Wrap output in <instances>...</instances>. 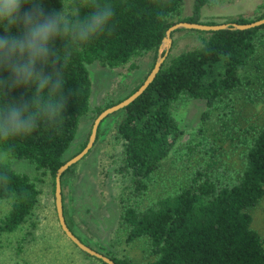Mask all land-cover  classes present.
<instances>
[{
    "label": "trees",
    "instance_id": "trees-1",
    "mask_svg": "<svg viewBox=\"0 0 264 264\" xmlns=\"http://www.w3.org/2000/svg\"><path fill=\"white\" fill-rule=\"evenodd\" d=\"M105 2L114 7L108 29L87 42L72 43L65 53L64 111L55 120H41L30 134L0 141V199L10 202V208L0 217V235L26 227L32 234L37 227L34 214L43 186L50 180L55 190L57 170L69 159L67 150L75 140L82 116L90 110L89 64L119 67L149 52L156 58L167 29L174 23H218L203 20L202 8L210 0H194L192 14L186 16L182 13L183 0H65L81 15ZM45 8L60 9L61 2L45 0ZM253 20L237 17L228 22ZM188 31L196 32L200 43L169 52L145 91L120 109L123 114L116 134L124 146L122 171L130 177L120 221L127 242L142 240L146 258L136 262L128 255L109 257L117 264H264V242L252 227V210L264 196V123L244 130V161L238 174L220 167L212 154L200 159L174 189L143 203L180 133L172 111L174 103L203 99L210 107L231 112L238 92H251L255 81L251 67L261 68L257 59L264 48V24L246 29ZM56 46L62 47L61 41L57 40ZM10 95L27 98L30 93L21 87ZM124 98L98 107L96 116ZM99 129L100 125L98 133ZM13 158L31 162L36 174L30 176L15 169ZM22 242L18 237V246Z\"/></svg>",
    "mask_w": 264,
    "mask_h": 264
},
{
    "label": "rangeland",
    "instance_id": "rangeland-1",
    "mask_svg": "<svg viewBox=\"0 0 264 264\" xmlns=\"http://www.w3.org/2000/svg\"><path fill=\"white\" fill-rule=\"evenodd\" d=\"M193 4L194 0H183V16L192 14ZM263 11L264 0H210L202 8V17L218 23L237 17L257 20L264 16ZM199 43L196 32L178 29L172 34L169 52L176 53ZM157 57L149 52L119 67L102 66L97 62L88 65L92 78L90 110L81 118L75 140L67 150V159L79 152L89 139L97 108L124 98L150 73ZM257 60L262 64L259 70L251 67L250 74L255 79L251 92L243 95L238 92L231 112L223 113L219 106L210 107L203 99H180L174 103L172 111L180 133L173 150L156 172L143 203L174 189L200 159H208L212 154L218 165L229 173L238 174L242 170L244 130L264 123L263 47ZM122 114L119 110L104 118L92 148L64 172L62 203L66 221L85 244L107 256L128 255L139 262L146 258L144 243L142 240L127 242L125 227L120 221L122 199L130 184L129 175L122 171L123 142L116 134ZM12 163L18 171L30 176L36 174L35 166L26 159L13 158ZM9 208L10 202L0 199V217ZM252 217V227L264 242V196L253 208ZM34 219L37 227L32 234L26 227L0 235V264H102L63 231L50 180L43 186ZM18 237L23 239L22 246L17 244Z\"/></svg>",
    "mask_w": 264,
    "mask_h": 264
},
{
    "label": "clouds",
    "instance_id": "clouds-1",
    "mask_svg": "<svg viewBox=\"0 0 264 264\" xmlns=\"http://www.w3.org/2000/svg\"><path fill=\"white\" fill-rule=\"evenodd\" d=\"M60 2V9L46 10L45 0H0V141L30 134L64 111L65 53L105 32L114 16L110 2L84 15ZM21 87L29 97L10 95Z\"/></svg>",
    "mask_w": 264,
    "mask_h": 264
},
{
    "label": "water",
    "instance_id": "water-1",
    "mask_svg": "<svg viewBox=\"0 0 264 264\" xmlns=\"http://www.w3.org/2000/svg\"><path fill=\"white\" fill-rule=\"evenodd\" d=\"M264 24V16L253 20L248 23H238V22H223V23H216V24H205L201 22H191V21H178L171 25L163 38L161 46L159 48L158 57L154 64V67L144 80V82L139 86L137 90H135L131 95L124 98L123 100L105 108L102 110L98 116L95 118L89 139L85 145V147L80 150L78 153L70 157L65 163H63L56 173V185H55V195H56V207L58 213L59 223L67 235L69 239H71L80 249L93 255L97 258L102 259L108 264H117L112 258L105 255L104 253L97 251L96 249L91 248L87 244H85L68 226L63 209L62 203V193H61V177L63 173L69 169L72 165L80 161L92 148L94 142L97 138L98 128L104 118L108 115L126 107L129 105L133 100H135L141 93L145 91V89L149 86V84L154 80L155 76L161 69L162 63L164 62L166 56L169 53L171 44H172V33L178 29H198V30H220V29H228V28H235V29H246L255 27L258 25ZM164 52V53H163Z\"/></svg>",
    "mask_w": 264,
    "mask_h": 264
}]
</instances>
